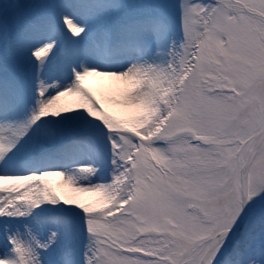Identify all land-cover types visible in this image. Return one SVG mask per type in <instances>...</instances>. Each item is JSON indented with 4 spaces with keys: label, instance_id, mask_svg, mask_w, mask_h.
<instances>
[{
    "label": "snow or ice",
    "instance_id": "obj_1",
    "mask_svg": "<svg viewBox=\"0 0 264 264\" xmlns=\"http://www.w3.org/2000/svg\"><path fill=\"white\" fill-rule=\"evenodd\" d=\"M0 264H264V0H0Z\"/></svg>",
    "mask_w": 264,
    "mask_h": 264
}]
</instances>
